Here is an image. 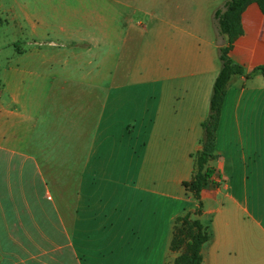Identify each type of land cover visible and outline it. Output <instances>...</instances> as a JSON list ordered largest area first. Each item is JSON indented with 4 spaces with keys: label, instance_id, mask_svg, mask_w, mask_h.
Here are the masks:
<instances>
[{
    "label": "crops",
    "instance_id": "1",
    "mask_svg": "<svg viewBox=\"0 0 264 264\" xmlns=\"http://www.w3.org/2000/svg\"><path fill=\"white\" fill-rule=\"evenodd\" d=\"M225 1L43 0L62 36L91 40L92 52L106 21L112 70L105 83L19 55L2 74L0 264H174V222L196 207L182 184L220 69L212 16ZM240 28L230 55L249 74L264 65L257 3ZM127 50L135 56L116 79ZM215 152L196 217L210 233L201 264H264L260 75L231 79Z\"/></svg>",
    "mask_w": 264,
    "mask_h": 264
},
{
    "label": "rangeland",
    "instance_id": "2",
    "mask_svg": "<svg viewBox=\"0 0 264 264\" xmlns=\"http://www.w3.org/2000/svg\"><path fill=\"white\" fill-rule=\"evenodd\" d=\"M98 23L99 49L92 52L95 44L90 37H87L90 41L76 42L62 36L61 21L49 19L43 0H0V78L18 56L23 55L27 62H34L37 65L34 68L39 71H56L69 77L101 79L107 83L112 70L108 66L107 23ZM129 51L123 53L116 79H123L122 72L135 56ZM72 188L69 187V191ZM174 254L177 257L179 253Z\"/></svg>",
    "mask_w": 264,
    "mask_h": 264
},
{
    "label": "trees",
    "instance_id": "3",
    "mask_svg": "<svg viewBox=\"0 0 264 264\" xmlns=\"http://www.w3.org/2000/svg\"><path fill=\"white\" fill-rule=\"evenodd\" d=\"M251 3H257L264 13V0H226L212 16L216 36L223 40V43L218 47L220 69L212 86L208 115L201 123L202 137L200 149L194 155L192 177L182 184L185 191L195 200L196 207L178 217L174 222L170 251L179 253L174 259V264H201L202 247L210 238L208 225L202 224L196 217L201 216L203 210L201 201L203 187L207 183H214L212 179L215 171L210 164L217 158L215 152L216 133L230 81L236 76L248 78L254 74L260 75L264 79V65L254 68L251 73L247 74L244 68L230 55L235 40L241 34V13Z\"/></svg>",
    "mask_w": 264,
    "mask_h": 264
},
{
    "label": "built area",
    "instance_id": "4",
    "mask_svg": "<svg viewBox=\"0 0 264 264\" xmlns=\"http://www.w3.org/2000/svg\"><path fill=\"white\" fill-rule=\"evenodd\" d=\"M212 181L215 182L214 179H212ZM217 182L219 183V180H218ZM218 183H217V184H218ZM215 184H216V183H215Z\"/></svg>",
    "mask_w": 264,
    "mask_h": 264
}]
</instances>
